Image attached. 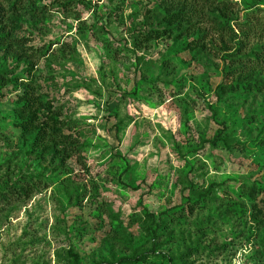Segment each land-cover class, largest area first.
Instances as JSON below:
<instances>
[{
    "label": "rangeland",
    "instance_id": "374dc122",
    "mask_svg": "<svg viewBox=\"0 0 264 264\" xmlns=\"http://www.w3.org/2000/svg\"><path fill=\"white\" fill-rule=\"evenodd\" d=\"M3 4L0 264H264V0Z\"/></svg>",
    "mask_w": 264,
    "mask_h": 264
},
{
    "label": "trees",
    "instance_id": "16d2710c",
    "mask_svg": "<svg viewBox=\"0 0 264 264\" xmlns=\"http://www.w3.org/2000/svg\"><path fill=\"white\" fill-rule=\"evenodd\" d=\"M4 0H0V19L5 17L6 11L4 8L3 4ZM83 1V0H82ZM246 27L249 28L250 26L254 25L255 27L259 28L261 27L262 30L264 31V13H253L252 17H249V20H246ZM223 30V26H219ZM232 33L235 34L234 30L232 28H229ZM249 29H247L244 33L246 34ZM264 33V32H263ZM236 35V34H235ZM6 37V36H5ZM7 38H4L3 36H0V44L3 43V41H6ZM242 48V45L238 46V49ZM237 59L235 61H239V66L232 68V72H237L239 71L240 74H243L245 76H252L254 75L257 70L261 67H264V58L255 55V54H244L240 58H234ZM251 83V82H250ZM231 87V86H230ZM228 87V89L230 88ZM21 101L23 102V109H30L31 107L35 106L38 103V98L34 95V91L32 89H26V92L22 94ZM54 125H56V121H54V124L52 125V128H54ZM50 133L51 135L55 134ZM48 130L44 126L39 129V132L36 136V140L39 144L45 145V141L47 140L48 136ZM66 138H68V152L70 153L69 155H74L78 157L79 159L83 160V153L81 150V144L79 140L76 138H71L70 135H68ZM65 138V139H66ZM213 143H216V140H213ZM67 150V149H66ZM37 189V185L35 182L28 183L19 187H16L13 191L9 192V194H3L1 195V198L3 200H8L11 197L15 198H21V197H28L30 196L33 191ZM189 251L190 248H189ZM139 258L135 259H124L121 260L120 262L116 263H108V264H137ZM100 264H106V263H100Z\"/></svg>",
    "mask_w": 264,
    "mask_h": 264
}]
</instances>
